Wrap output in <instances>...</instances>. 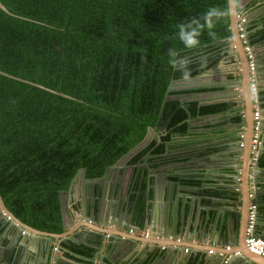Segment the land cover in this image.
<instances>
[{
    "label": "trees",
    "instance_id": "trees-1",
    "mask_svg": "<svg viewBox=\"0 0 264 264\" xmlns=\"http://www.w3.org/2000/svg\"><path fill=\"white\" fill-rule=\"evenodd\" d=\"M0 2L10 12L0 9V70L52 90L0 75V197L23 223L60 233L58 191L67 189L77 169H85V178L100 177L154 127L168 82L183 75L168 64V49L189 59L191 78L222 56L229 19L217 25L216 42L205 33L197 49L184 50L169 37L178 23L225 0ZM262 35L264 28L254 31L250 43ZM212 89L169 91L160 118L164 135L129 162L143 163L145 154L150 165L184 160L187 152H165L202 142L191 121L232 103L177 98ZM240 118L234 114L231 121ZM257 163L264 167V144ZM260 198L254 199L257 213L264 211ZM59 247L65 259L90 264L88 246L66 239Z\"/></svg>",
    "mask_w": 264,
    "mask_h": 264
},
{
    "label": "water",
    "instance_id": "water-1",
    "mask_svg": "<svg viewBox=\"0 0 264 264\" xmlns=\"http://www.w3.org/2000/svg\"><path fill=\"white\" fill-rule=\"evenodd\" d=\"M0 9L5 13H10L1 2ZM263 11L264 2H261L243 13L246 19L244 33L248 43L251 45L252 52H254L255 47L250 43L249 35L259 29L261 25L258 24L251 28L248 20L251 16ZM236 23V17L229 18L230 35L224 41H227L229 44L227 53L231 54L236 61L237 73L240 75L239 86L244 98L241 100L243 116L240 121L244 125V136L242 146L238 148L240 155L236 154L234 156L236 161L229 167L232 169L229 173L230 175H226L228 178H233L232 183L234 187L237 188L240 186V190L234 196L237 202L233 204L238 207V211L235 212L232 218H229L224 228L222 227L221 229L220 224L217 226L218 221L221 220L219 216H215L216 219L214 217L213 221L210 220L207 223V215L201 213V204L200 202L197 203L196 200L201 196V192L196 187L191 186L189 188L190 190H186L189 191L187 193L179 181L168 179V173H174V167L178 166L181 163L180 161L175 160L157 163L155 166H152L148 162L145 163L144 158H147V154H145L143 158L144 162L142 163L143 169L145 170L140 177L141 179L145 177L148 186L144 190L146 200L143 204L140 203L142 192L139 190V187L138 190L136 187H133L136 176L134 169L138 168V164H129L127 158L151 140L160 142V137L164 135L162 132L163 127L160 125V118L169 91L194 87L193 82L197 81L195 77L189 81H184L183 79L170 80L165 88L154 127L148 126L146 128L142 140L137 145L132 147L116 162L107 165L100 177L85 178V169H77L67 189L58 191L63 232L52 233L42 231L23 223L7 210L0 197V211L9 217L8 220L0 223V236L7 242L5 245L0 244V264H55L61 261V259L64 260L62 250L59 247V243L63 239L79 243L84 241V235L91 234V232L100 238V242L102 241V247L101 245L96 246L101 251L98 257L94 256V264H122L121 259L115 256L121 250L128 251L134 247V252H140L141 250L149 252L153 249L154 243H159L151 239L140 238L134 232L130 234V228L140 230L142 234L147 232L149 236L158 235L162 239L168 235H171L172 239L181 236V240L184 242L193 239L203 245L201 248L202 251H207L209 248L205 244L211 242L217 244L219 248H223L226 245L238 244L242 234V227L245 228V225L243 226V218L245 214L244 209L249 202L247 196L250 192L248 185L250 183L256 186V183H259L257 178V175H259L257 158L263 151L264 134L262 131L264 128V115L262 113L264 109L260 107L261 101L258 100V105L261 110L259 116L261 135L260 143L257 146L256 160L250 167L249 148L252 133V99L249 94L247 61L238 37ZM253 62V69L257 80H261V70L258 66L260 63L259 58L253 57ZM0 75L35 85L47 91H52L47 87L12 76L1 70ZM257 84L258 82H256V97L259 99V87ZM58 94L63 97H68L63 93ZM200 104L201 102L197 101V105ZM237 144L238 140H235L234 143H230L226 147H238ZM212 146H214L213 142L205 141L188 147L169 149L165 153L197 151ZM187 160L197 162L199 156H194ZM238 182L240 183L239 185ZM234 187H229L230 191H233ZM149 192H151L150 197ZM229 196L231 197L232 195ZM165 202H168V207H164ZM13 228L17 230V233L12 234ZM254 234L258 235L255 227ZM52 240L58 241V246L52 248ZM181 240L172 244V252L175 257L179 256L178 264L183 263L184 260L187 262L189 257L195 254V250H198V247L193 245H189V249H187V245ZM243 240L244 229L242 235L243 252L241 250L239 255H232L233 251H224L221 249L212 251L210 253L211 255L201 257V259L208 264H261L260 259L262 257L249 252L245 248ZM36 242L37 244L35 246ZM106 244L111 245L109 256L106 254L107 250L103 249L107 247ZM184 248L188 252L182 253Z\"/></svg>",
    "mask_w": 264,
    "mask_h": 264
},
{
    "label": "crops",
    "instance_id": "crops-1",
    "mask_svg": "<svg viewBox=\"0 0 264 264\" xmlns=\"http://www.w3.org/2000/svg\"><path fill=\"white\" fill-rule=\"evenodd\" d=\"M261 2H264V0L261 1L242 0V5L244 9L243 13L255 7L256 5L260 4ZM248 23L251 28L260 24L261 27L257 30L264 28V11L254 16H251V18L248 20ZM228 45H229L228 42L224 41V43L220 47V54L222 53V56L210 67H208L207 68L208 70L205 69L203 72L199 73L195 77V80L197 81L193 82L194 87H189V88L212 87L213 89L206 92L192 93L189 95H181L178 97L181 101H188V100H193L196 102L200 101L201 102L200 105L214 103V102L232 103L231 107L225 110L224 112L196 117L194 120L191 121V125H195L196 127L195 131L201 132L203 135L202 138H200V140L202 142L204 141H210L211 143L213 142L214 146L202 148V150H197V151H187L188 154L186 155V158L184 160L182 159L177 160L181 162L178 164V166L174 167V173L177 174H174L173 172L168 173V179L173 181H179L185 192L189 193V191L186 190H190L189 188H191V186L196 187L197 190L201 192V196H199L198 198L195 196V198H197L196 199L197 203L200 202L201 204L200 206L201 213L207 215L206 218L207 223L210 220L213 221L215 216L216 217L219 216L221 220L218 221L217 226L220 224L221 229L222 227L224 228L225 224H227L229 218H232L235 215V212L238 211V207L234 206L233 204L237 202L234 199V196L237 195L238 191L240 190V186H238L237 188L234 187V184L232 183L233 178H228L226 177V175H230L229 173L231 172L232 169L229 167L232 166V164H234L236 161L234 156L236 154L240 155V152L238 151L239 134L242 133L244 136L243 133L244 125L241 123V121H239V124H235L231 121V117L234 114H240L242 118L243 106L241 100H243L244 98L242 96L241 88L239 86L240 75L237 73V63L233 59L232 55L227 53ZM253 45L255 47L253 52V57H258L260 60L258 66L259 69L261 70L260 72L261 80L256 79V82H258L257 85L259 87L258 93L260 98L258 99L256 97V93L255 95H252L249 91V94L252 99V111H253V101L257 100V107L261 114V110L258 105V100L261 99L260 107L264 109V35L257 37ZM262 114L264 115V112ZM262 133L264 134V128ZM235 140H238V144H237L238 147H226V145L230 143H234ZM141 148L142 147L138 148L127 158V162L129 164H132L129 162L131 156H133V154H135ZM249 153H250V148H249ZM194 156H199V160L197 162L187 160L188 158ZM251 161L252 160L250 153V165H249L250 167L252 165ZM144 170L145 169H143L142 162L139 163L138 168L135 169V173L137 177H135V182L133 184V187H136L137 190L139 187V190L142 192L140 198L141 204H143V202L146 200V193H144V190L148 186L145 177H143L142 179L140 177ZM257 178L259 183H256V186H253L250 183L248 185L249 191H251V189H253L254 191L253 200L256 197L255 194H257L261 198L262 196H264V167L261 168L259 167V175H257ZM234 181H236V179H234ZM239 184L240 183L238 182V185ZM229 187H234L233 191H230ZM229 195L232 196L230 197ZM150 196H151V192H149V197ZM261 198H260V203L264 205V199ZM168 205H169L168 202L164 203V207H168ZM246 207L244 209L245 214L243 218L244 219L243 226L245 225V221H246V214H247ZM256 216L257 217L255 222V228L257 230L258 235L262 239H264L263 238L264 211L257 213ZM2 221L5 220L3 219L2 216H0V223ZM243 229L244 228L242 227V234L238 244L226 245L229 247L228 249H225L226 246H224L223 248H219L217 244L212 242L207 243L205 245L211 250V253L212 251L221 250V249L224 251H233V252L237 250L239 251V253L242 250L243 252V247H242ZM12 230H13L12 234L17 233V230L15 228H13ZM133 231L136 235L140 236V238L143 237L140 230L134 229ZM61 232H63V229ZM156 236H157L156 239H154L153 236L149 237L150 239L153 238L151 239L152 241L159 242V243L152 242L154 243V247L151 251L146 252L144 250H141L140 252L139 251L134 252L133 249L134 247H133L131 249L129 248L130 250L128 251L121 250L120 253L119 252L116 253L115 254L116 258H120L122 264H178L179 256L175 257L174 253L172 252L173 249L172 244L180 241L182 239L181 236H178L177 241L175 239H172L171 235H168L164 239L160 238L158 235ZM99 239L100 238H98V236L95 235V233L91 232V234H87L86 236L84 235V241L79 242L88 246L91 249L92 255H91L90 264H94L95 262V260L93 261L94 256L98 257L100 254L101 250H98L96 248V246L101 245L102 243V241L100 242ZM233 241H234V236H233ZM6 243H7L6 240L2 236H0V244L5 245ZM183 243L187 245L186 246L187 249H189L188 248L189 245H193L195 247H198V250H195V254H192L187 262L184 260L183 263H179V264H208L206 261L201 259V257H208L209 255H211L210 253H208L209 249L207 251H202L201 248L203 247V245L199 244L197 241L193 239L187 242L183 241ZM36 244L37 242L35 243V246ZM56 246H58V241L52 240L51 247L54 248ZM106 246L107 247H104L103 249L107 250L106 254H108L109 256L110 254L109 250L111 245L106 244ZM146 246H148V244H146ZM186 252H188V250ZM233 252L232 255H235ZM182 253H185L184 249ZM260 263L264 264V258L260 259ZM55 264H78V263H75L71 260H67L64 258V260L61 259V261Z\"/></svg>",
    "mask_w": 264,
    "mask_h": 264
},
{
    "label": "clouds",
    "instance_id": "clouds-1",
    "mask_svg": "<svg viewBox=\"0 0 264 264\" xmlns=\"http://www.w3.org/2000/svg\"><path fill=\"white\" fill-rule=\"evenodd\" d=\"M244 9L242 0H225L223 6H209L206 11L199 17H192L188 20L175 25V32L170 36V39L178 41L184 50H193L201 46V36L205 33L213 41L216 42L219 37L215 31L217 25L221 22H226L229 18L239 17ZM168 64L182 71V79L189 81L191 72L188 68L190 63L186 57H180L179 50L175 47H170L167 51ZM0 216L6 221L4 212L0 211Z\"/></svg>",
    "mask_w": 264,
    "mask_h": 264
},
{
    "label": "built area",
    "instance_id": "built-area-1",
    "mask_svg": "<svg viewBox=\"0 0 264 264\" xmlns=\"http://www.w3.org/2000/svg\"><path fill=\"white\" fill-rule=\"evenodd\" d=\"M237 23H236V30L238 32V37L240 39V42L242 44V49L245 54V58L247 61V69H248V81H249V91L252 95H255L256 93V75L254 72V62H253V52L251 50V45L247 41V37L244 33V25L246 23L245 16L242 15L239 17H236ZM259 116L260 111L257 107V100L253 101V111H252V133H251V139H250V153H251V162L253 163L256 160L257 157V146L260 143V128H259ZM242 139L243 134H239V146H242ZM249 202L247 204V214H246V223L244 228V245L245 248L262 258H264V239H262L259 235L254 234V227L256 222V215H257V206L254 198V191L251 189V191L248 193ZM8 219V217L6 216ZM133 229H129V233H133ZM144 238L150 239L147 232L142 234ZM154 239L157 238L156 235L153 236ZM151 238V239H153ZM178 240L177 238L175 239ZM229 247L226 246L225 249H228ZM184 251L186 252L187 249L184 248ZM208 253H211V250H208ZM235 255L239 254V251L235 250L233 252Z\"/></svg>",
    "mask_w": 264,
    "mask_h": 264
},
{
    "label": "flooded vegetation",
    "instance_id": "flooded-vegetation-1",
    "mask_svg": "<svg viewBox=\"0 0 264 264\" xmlns=\"http://www.w3.org/2000/svg\"><path fill=\"white\" fill-rule=\"evenodd\" d=\"M205 142V141H204ZM203 143V142H202Z\"/></svg>",
    "mask_w": 264,
    "mask_h": 264
},
{
    "label": "rangeland",
    "instance_id": "rangeland-1",
    "mask_svg": "<svg viewBox=\"0 0 264 264\" xmlns=\"http://www.w3.org/2000/svg\"><path fill=\"white\" fill-rule=\"evenodd\" d=\"M107 236V235H106Z\"/></svg>",
    "mask_w": 264,
    "mask_h": 264
}]
</instances>
